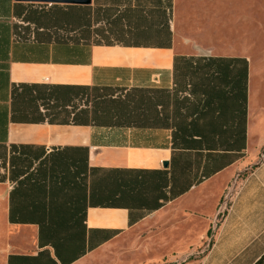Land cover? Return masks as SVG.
Here are the masks:
<instances>
[{
    "label": "crops",
    "instance_id": "1",
    "mask_svg": "<svg viewBox=\"0 0 264 264\" xmlns=\"http://www.w3.org/2000/svg\"><path fill=\"white\" fill-rule=\"evenodd\" d=\"M196 1L0 0L2 264H107L142 225L264 264V64L189 50Z\"/></svg>",
    "mask_w": 264,
    "mask_h": 264
},
{
    "label": "rangeland",
    "instance_id": "2",
    "mask_svg": "<svg viewBox=\"0 0 264 264\" xmlns=\"http://www.w3.org/2000/svg\"><path fill=\"white\" fill-rule=\"evenodd\" d=\"M189 1L195 4V0ZM196 11L197 23L189 25L187 30V36L194 37L189 50L245 54L264 64V0H202ZM148 228L142 225L130 231L116 248L108 251L107 264H181L203 254L211 241L209 232L199 252L186 259L168 261V254H145L137 247L140 242H146ZM153 257L158 260H152Z\"/></svg>",
    "mask_w": 264,
    "mask_h": 264
},
{
    "label": "water",
    "instance_id": "3",
    "mask_svg": "<svg viewBox=\"0 0 264 264\" xmlns=\"http://www.w3.org/2000/svg\"><path fill=\"white\" fill-rule=\"evenodd\" d=\"M30 2H47V3H74V4H88L91 0H17Z\"/></svg>",
    "mask_w": 264,
    "mask_h": 264
}]
</instances>
